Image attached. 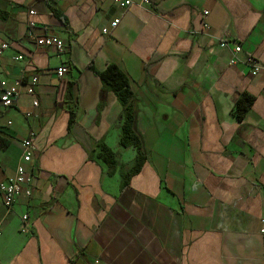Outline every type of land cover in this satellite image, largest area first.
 Here are the masks:
<instances>
[{
  "label": "crops",
  "instance_id": "crops-1",
  "mask_svg": "<svg viewBox=\"0 0 264 264\" xmlns=\"http://www.w3.org/2000/svg\"><path fill=\"white\" fill-rule=\"evenodd\" d=\"M130 1L0 0V97L17 91L0 109V183L23 164L31 191L11 210L0 196V264H264V0ZM110 64L129 79L147 154L124 188L136 152L98 75ZM243 93L255 99L239 121Z\"/></svg>",
  "mask_w": 264,
  "mask_h": 264
},
{
  "label": "trees",
  "instance_id": "trees-1",
  "mask_svg": "<svg viewBox=\"0 0 264 264\" xmlns=\"http://www.w3.org/2000/svg\"><path fill=\"white\" fill-rule=\"evenodd\" d=\"M53 13H55L54 10ZM98 75L105 87L116 95L123 108L120 116L121 135L119 143L121 147L125 149L133 148L136 152L132 168L126 173H121V185L124 188L130 184L131 178L140 172L147 159L142 137L135 131L136 107L134 94L128 77L115 64H110L105 71L98 72ZM68 97H71V92L68 93ZM254 99V96L248 93L241 94L234 109V116L237 120H243ZM70 123V126L74 123L73 113ZM97 158L107 165L110 175L116 173L118 161L109 148L99 145Z\"/></svg>",
  "mask_w": 264,
  "mask_h": 264
},
{
  "label": "built area",
  "instance_id": "built-area-1",
  "mask_svg": "<svg viewBox=\"0 0 264 264\" xmlns=\"http://www.w3.org/2000/svg\"><path fill=\"white\" fill-rule=\"evenodd\" d=\"M113 1L118 3L121 7H129L132 4L130 0H113ZM144 1L146 3L149 2V0H144ZM29 13L31 15L35 14L34 10H31ZM205 14H208V13L205 12ZM119 23H120V20L116 19L111 23V27L116 28L119 25ZM107 32H108V28H104L103 33H107ZM32 40H34L35 44L40 48L53 47L60 54L64 52L65 42L58 36H50V37L33 36ZM221 46L226 47L228 46V43L223 41L221 43ZM7 48H8L7 44H2L0 46V54H2L3 51H5ZM240 52H241V47L236 45L232 52V57L229 61L230 65H234L238 62V54ZM22 59H23L22 56H17L15 58V60L17 61L22 60ZM247 63L252 67L251 74L256 75L261 66L260 62L257 60L248 58ZM56 73L61 78L65 77L68 73V67L65 65H62L56 69ZM31 83L36 84L37 78L32 77ZM16 99H17V91L14 89L5 88L0 97V109L5 110V109L12 107L15 104ZM33 105L35 108H37L38 102L35 101ZM30 116H31L30 113L26 114V117H30ZM33 137H34V134L31 133L27 139L22 141V146L24 148V157H23L24 163H29L32 159L31 155H32V151L34 150ZM29 181L30 180H29V177L27 176V171L25 169V166L21 164L17 168V173L13 178L0 183V196L7 210H11V208L16 202L17 197L20 194L24 193L26 196H29L31 194L30 188L28 187ZM27 219H28V216L24 215L23 220L26 221ZM261 223L264 224V218L261 219ZM262 232H264V229L262 230Z\"/></svg>",
  "mask_w": 264,
  "mask_h": 264
}]
</instances>
